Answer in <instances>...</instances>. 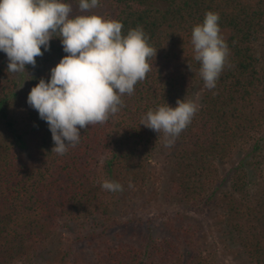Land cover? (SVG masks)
<instances>
[{"label": "trees", "instance_id": "trees-1", "mask_svg": "<svg viewBox=\"0 0 264 264\" xmlns=\"http://www.w3.org/2000/svg\"><path fill=\"white\" fill-rule=\"evenodd\" d=\"M64 2L79 10V0ZM209 11L219 14L221 35L229 32L222 36L229 55L216 87L205 89L179 139L170 195L199 215L222 208L234 242L252 264H264V65L256 53L264 38V0H100L88 15L122 22L124 35L141 27L157 55L134 94L122 97L123 108L81 130L79 144L64 156L51 152L49 127L24 105L21 89L25 84L31 91L41 78H50V69L67 55L60 39H52L48 51L42 48L36 66L23 73L9 72L0 52V264H33L59 232L74 227L80 236L59 264L86 240L91 248L101 247L92 248L90 264H213L191 223L178 227L169 221V236L161 240L109 243L121 193L101 187L104 180L126 189L150 179L164 139L140 125L141 118L187 101L192 88L204 84L191 32ZM233 158L239 164L226 179L221 163ZM227 181L230 191L220 194Z\"/></svg>", "mask_w": 264, "mask_h": 264}, {"label": "clouds", "instance_id": "clouds-1", "mask_svg": "<svg viewBox=\"0 0 264 264\" xmlns=\"http://www.w3.org/2000/svg\"><path fill=\"white\" fill-rule=\"evenodd\" d=\"M100 0H79L84 13ZM64 0H0V52L6 54L7 70L23 73L36 66V58L59 38L67 55L41 78L27 96L51 132V152L64 156L81 140V130L103 124L124 106L122 97L132 95L135 85L151 71L148 62L157 49L148 43L141 27L122 34L120 21L97 14L72 16ZM218 13L207 12L202 24L191 32L195 61L205 87L212 90L225 68L229 48L221 35ZM198 111L192 101L178 100L149 110L140 125L163 134L164 146H172ZM102 189L117 193L123 186L104 180ZM131 187V184H129Z\"/></svg>", "mask_w": 264, "mask_h": 264}, {"label": "rangeland", "instance_id": "rangeland-1", "mask_svg": "<svg viewBox=\"0 0 264 264\" xmlns=\"http://www.w3.org/2000/svg\"><path fill=\"white\" fill-rule=\"evenodd\" d=\"M88 15V11L82 13L76 7H72V16ZM222 36L226 39L228 31H223ZM257 56L264 65V38L256 46ZM23 92V103L27 105V96L30 89L21 85ZM205 84H196L190 93L187 101L194 102L200 108L205 92ZM20 112V111H19ZM185 129L179 134L175 143L170 147H163L151 162L150 179L143 185L130 187L121 191V199L118 207L113 213L114 219L118 224L109 231V243L119 245L135 242L140 245L147 239L161 240L169 236L167 223L173 221L178 227L186 223H191L199 230L200 245L206 253L211 254L213 264H252L237 243L234 242L232 235L228 233L226 218L222 208H206L203 214L199 215L192 211L190 206L174 199L170 195V182L173 178V161L179 139L184 134ZM244 155H240L242 158ZM251 160V159H249ZM239 164V159H231L221 163L223 175L226 179L232 168ZM230 191V182H226V187L219 192ZM220 198L217 202L220 203ZM224 207V205H223ZM180 214V215H179ZM85 232L84 230L81 231ZM80 230L63 229L54 240L35 259L33 264H59V260L64 255V250H69L72 241L80 236ZM92 248H101L95 243ZM102 247H104L102 245ZM89 243L84 241L78 249L73 248L72 255L66 260L65 264H90L92 261V250ZM81 249V250H80Z\"/></svg>", "mask_w": 264, "mask_h": 264}]
</instances>
